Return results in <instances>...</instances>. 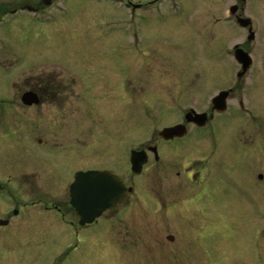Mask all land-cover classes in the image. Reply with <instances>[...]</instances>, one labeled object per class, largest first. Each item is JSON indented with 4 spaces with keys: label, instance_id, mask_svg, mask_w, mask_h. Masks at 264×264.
<instances>
[{
    "label": "flooded vegetation",
    "instance_id": "af4514ba",
    "mask_svg": "<svg viewBox=\"0 0 264 264\" xmlns=\"http://www.w3.org/2000/svg\"><path fill=\"white\" fill-rule=\"evenodd\" d=\"M206 2V25L216 31L213 28L216 22L219 24L218 32L226 33V36L229 30L240 33V40L230 45L221 44L216 51V56L236 67L232 72L233 83L220 86L209 95L205 109L188 104L176 115L177 121L163 125L156 135L139 140V143L127 136L113 140L108 148L104 139L106 135L91 136L87 141L84 135L72 133L49 139L31 128L22 130L34 147L25 155L27 164H37L35 149L39 148L49 154L47 163L51 162L50 157L76 153V159L71 163L78 166L70 165L71 172L65 168L53 172L62 174L68 170L66 172L71 174L68 180L64 173L67 195L65 191L63 204L48 202L43 197L48 194L46 190L39 194L42 198L26 201L22 194L34 196L29 187L37 186V181L31 178L22 182L25 185V192H22L8 180H2L0 172L2 247L10 250V238L15 241V237L20 235L24 237L19 240L22 249L28 248L29 244H34L29 232L39 229L45 237H52L58 231L66 239L58 260L50 264H68V257L76 253L81 244L84 246L85 241L86 245H94L100 242L99 239L110 240L112 251L119 246L127 249L115 233L123 232L118 228L119 224L128 220V214L138 205V200L141 201L142 195H147V191L154 195L147 186H142V177L150 166H155L159 179L154 198L159 205L158 228L150 230L145 223V228L137 232L135 238H142L143 245L141 264H242L238 261L241 257L243 264H264V0ZM196 9L193 0H0V48L10 47L13 52H18L12 38L6 37L10 33L19 34L18 37L25 41L32 38L40 46L51 40V32L58 34L73 27L83 31L92 26L91 37H88L91 41L84 49L94 53V60L107 56L114 65L118 61L132 63L135 58L143 57L148 47L154 46L161 25L186 16L191 24L196 25ZM204 23L201 22L203 27ZM99 41L110 44L105 53ZM67 50L53 58L59 59L57 57L60 56L63 61L69 60L71 69L65 65V71L71 73V77L67 76L65 81L59 78L58 71L37 72L32 67L23 70L20 75L27 78L28 84L17 96L16 103L7 97L6 88L0 91V112L5 115L6 109L33 111L54 105L58 95L66 94L68 98L78 82H82L81 99L88 92L97 90L95 72L82 71L80 74L81 71L73 69L85 56ZM239 50L245 53H236ZM6 53L2 52L0 56L5 60L12 59L9 56L12 54ZM15 54V63L32 58L21 52ZM9 66L2 64L0 59L1 68ZM216 70L204 72V88H207L208 78L221 71ZM113 73L117 75L116 71ZM225 73L229 76L228 68ZM2 74L0 70V77ZM199 77L200 74L194 77L191 89L196 88L195 80ZM119 83L110 85L109 92L129 94L130 79L125 75ZM26 93L32 94L31 102L25 100ZM62 99L66 100L65 96ZM77 125L81 123L77 122ZM172 127H177V130L166 133L165 130ZM189 141L191 145L194 141V145L189 147ZM3 143L1 139V148ZM102 147L106 149L102 155L90 151H99ZM118 147L122 151L123 162L116 166L113 160L120 155H114ZM203 147L208 155L192 154L190 159L184 154ZM4 151L0 150L1 167L5 161ZM133 152L138 153L134 159ZM14 155L16 152L12 151L7 162L9 171L20 170V157ZM99 158L104 160L101 165L94 162ZM49 165V169L56 167ZM90 170H107L119 176L125 187L124 197L116 207L103 211L93 222L81 223V217L71 204L70 186L78 172ZM100 222L106 228L105 235L91 234L90 229ZM228 230L232 235L224 236ZM84 231L89 234H84ZM126 233L135 234L129 229ZM185 235H188L186 240ZM226 238L238 249L234 251L233 256L236 257L230 260L228 255H232L226 250H229ZM165 241L170 245H165ZM186 250L190 251V261L183 259ZM217 255H225L224 261H217ZM32 258L37 260L33 255Z\"/></svg>",
    "mask_w": 264,
    "mask_h": 264
},
{
    "label": "rangeland",
    "instance_id": "374dc122",
    "mask_svg": "<svg viewBox=\"0 0 264 264\" xmlns=\"http://www.w3.org/2000/svg\"><path fill=\"white\" fill-rule=\"evenodd\" d=\"M193 1L197 6L195 13L196 25L194 23L191 24L187 16L161 25L154 46L152 48L148 47L149 50H146L143 57L135 58L132 63L118 61L114 65L107 56L102 57L101 60H94V53L84 49L91 41L89 38L91 37L92 26H90V29L83 31L73 27L58 34L51 32V40L40 44V46H38L39 42L32 38L26 41L20 39L17 33L6 35L8 38H12L11 40L18 52H13L10 47L0 48V53L7 52L13 55H9L12 58L10 60H5L3 59L4 57L0 56L2 64L10 65L5 67V69L0 67V70L4 73L1 75L3 78L0 77V91L6 88L8 90L7 97L14 103H16L19 93L28 84L27 78L25 79L20 75L23 70H28L32 67L37 72L42 70L58 71L60 72L59 78H63L65 81L67 76H72L71 73L65 71V65L67 69H71L67 58V62L60 59V56L57 57L60 60L53 58V56L56 57V54H64L66 49H69L67 50L68 52L71 50L76 52L77 55L82 54L85 56L73 69L81 71L80 74L82 71L85 73L95 72L98 78L95 84L97 90L88 92L83 99L79 97V91L82 90L80 89L82 82H78L75 86V91L70 92L68 98L66 94L58 95L57 99L53 101L54 105H45L41 109L37 108L33 111L6 109L5 115L0 112V141L1 139L4 141L0 150H5L4 166L1 167L2 165H0L2 180H8L13 186L21 188V191L25 192L23 189L25 185H22V182L32 178V180L37 181V186L29 187L33 190L34 196L28 197V195L22 194L26 201L32 202L34 199L42 198L40 193L46 190L48 194L43 197L47 198L48 202L63 204L65 191L67 195L64 178L67 176L69 180L71 177V174L66 172L68 170L71 172V169L68 168L70 165L78 166L75 163H71L76 159V153L68 152L60 157H50L51 162L49 163H51L52 167H56L49 169L50 165L46 162L49 154L36 148L37 164H27L25 155L28 154L30 149L33 148L34 150V147L31 139H28V136L24 135L22 130L31 128L37 134L49 139L52 137L53 139L61 138L72 133L74 135H84V139L87 141L94 136L100 135L103 137V135H106L104 139L108 148L110 147L109 143L113 140L117 141L127 136H130L133 142L139 143V140L156 135L163 125L177 121L176 115L188 104L194 105L199 109H205L209 95L214 93L220 86L224 87L232 84V72L236 67L216 56V51H219L221 44L230 45L240 40V33L229 30L230 33L226 36V33L218 32L219 24L216 22L213 25L216 31H213L209 25L204 23L207 12L205 5L207 6L208 2L206 0ZM93 21L94 17H92L91 22ZM201 22L204 23V27ZM107 44L99 41L103 52L110 46V44ZM43 47L48 50L46 48L43 49ZM19 52L32 58L15 63L13 61L14 56H16L15 53ZM74 58L76 59V57ZM227 68L229 69V76H226L225 73ZM216 69L221 70L220 73L212 74V77L208 78V82L205 84L207 88H204L202 85L206 81L204 72ZM113 71H116L117 75ZM199 74L200 77L195 80L196 88L193 90L191 88L194 85V77ZM125 75L131 81V84L128 83L131 89L130 93L109 92V86L120 85L119 81ZM91 85L93 87L92 82ZM64 96L66 100L62 99ZM260 109L262 111L263 108ZM75 119L77 120L76 122ZM77 122H80L81 125L78 126ZM72 125L73 127H71ZM14 133H17V136H14ZM218 133L224 134L226 132L218 131ZM189 142V147L194 145V141L192 145L191 141ZM96 149L99 148L97 147ZM96 149H90V151L98 156L102 155L106 150L103 147L99 151ZM194 149L184 153L187 155L186 157L191 159L192 154L205 156L207 153L208 155L204 147ZM12 151L16 152L14 156L20 157V170H8L10 165L7 162ZM121 153L122 151L118 147L114 155H120H117L116 161L113 160L116 166L123 162ZM94 162L101 165L104 160L99 158L94 159ZM63 168L68 170L62 172V174L53 173L54 170L61 171ZM33 174L36 177L35 179ZM157 176V168L150 166L147 173L142 177V186H147L148 190L154 195L148 191L147 195H142L141 201L138 200V205L128 214L130 215L127 217L128 220L119 224L118 228H121L123 232L115 233L118 241L125 243L127 249L119 246L115 248L116 250L113 248L114 251H112V246L109 245L110 240L99 239L100 242H97V245H86L85 241L84 246L81 244L80 249L68 257V264H141L142 238L135 237L138 231L145 228V223L148 224L147 228L150 230L158 228L159 205L154 199L159 183ZM40 186L45 189L39 188ZM66 215L67 219H69L70 216L67 213ZM131 217L134 219H130ZM221 223L224 224L223 222ZM126 229L133 231L135 234H127ZM90 230V233L94 235H105L106 233V228L101 222ZM221 231H223V225L221 226ZM87 232L84 231L83 233L88 235L89 233L87 234ZM29 234H31L34 244H29L28 248L24 247L22 249L23 245H21L19 240L24 237L20 235L15 237V241L14 238H10V250L0 245V264H50L58 260L57 257L64 249L62 245L65 243V236L56 231L52 237L48 238L41 234L39 229L34 230V232L30 231ZM188 235H185V240ZM228 235H232L230 230L224 236ZM8 236L11 237L13 235ZM40 240H43V242L40 243ZM225 240L229 247V250H226L232 255H228L230 260L231 257H236L233 255L235 254L234 251L238 249L237 246H233L231 240L228 238ZM165 245L169 246L170 244L165 241ZM189 252V250H186V254L183 256L184 261H190ZM32 255L37 260L33 261ZM224 259L225 255H217V261H224ZM241 259L242 257L238 261L243 264Z\"/></svg>",
    "mask_w": 264,
    "mask_h": 264
},
{
    "label": "water",
    "instance_id": "95a60500",
    "mask_svg": "<svg viewBox=\"0 0 264 264\" xmlns=\"http://www.w3.org/2000/svg\"><path fill=\"white\" fill-rule=\"evenodd\" d=\"M238 53H242V50ZM31 95L26 93L25 100L31 102ZM174 129L167 128L166 131L172 132ZM101 177L102 183H95L96 178ZM124 190L121 178L108 171L80 172L71 187V203L82 223L91 222L104 210L115 207L124 197Z\"/></svg>",
    "mask_w": 264,
    "mask_h": 264
},
{
    "label": "snow or ice",
    "instance_id": "6c2138e0",
    "mask_svg": "<svg viewBox=\"0 0 264 264\" xmlns=\"http://www.w3.org/2000/svg\"><path fill=\"white\" fill-rule=\"evenodd\" d=\"M102 181H103L102 177L101 178H96L95 183L99 184V183H102Z\"/></svg>",
    "mask_w": 264,
    "mask_h": 264
}]
</instances>
